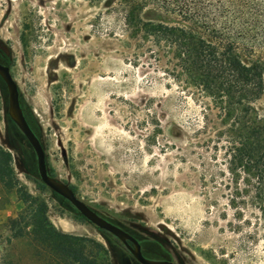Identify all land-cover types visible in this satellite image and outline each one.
<instances>
[{
    "label": "rangeland",
    "instance_id": "374dc122",
    "mask_svg": "<svg viewBox=\"0 0 264 264\" xmlns=\"http://www.w3.org/2000/svg\"><path fill=\"white\" fill-rule=\"evenodd\" d=\"M172 1L20 0L21 20L0 25V49L12 57L48 172L86 205L148 229L184 264H264L263 186L241 145L250 121L264 116V100L232 111L192 85L178 49L143 27L177 19ZM216 1L234 0H201ZM235 1L264 10V0ZM236 52L264 67V46L238 40ZM0 148L16 179L11 191L0 185V264H47L10 237L21 192L45 203L56 230L87 239L98 260L115 264L109 237L40 181L35 154L7 115L1 80ZM145 248L159 256L153 244Z\"/></svg>",
    "mask_w": 264,
    "mask_h": 264
},
{
    "label": "trees",
    "instance_id": "16d2710c",
    "mask_svg": "<svg viewBox=\"0 0 264 264\" xmlns=\"http://www.w3.org/2000/svg\"><path fill=\"white\" fill-rule=\"evenodd\" d=\"M240 4L238 7L235 0L227 4L173 0L168 5L177 19L143 24L148 36L178 49L180 68L192 85L220 101L225 99L232 111L250 105L251 98L264 100V67L241 60L236 52L238 40L252 47L264 46V10L248 1ZM163 8L167 14L168 7ZM246 128L247 138L241 145L249 147L245 155L255 165L251 168L264 194V116L258 123L252 119ZM10 162V153L0 148V185L6 191L16 187ZM19 199L24 208L7 221L12 239L25 240L47 264H108L92 254L87 239L57 231L48 221L45 203L25 192L19 193Z\"/></svg>",
    "mask_w": 264,
    "mask_h": 264
},
{
    "label": "water",
    "instance_id": "95a60500",
    "mask_svg": "<svg viewBox=\"0 0 264 264\" xmlns=\"http://www.w3.org/2000/svg\"><path fill=\"white\" fill-rule=\"evenodd\" d=\"M0 77L7 88L8 116L31 146L36 157V169L42 184L70 203V205L92 225L115 236L123 245L126 246L131 255L140 264H174L168 261H155L144 258L141 254L139 244L133 237L101 218L94 211H92L90 207L82 201L81 198H78L74 191L67 184L49 175L46 166L44 148L38 137L31 130L23 115L18 100L17 86L9 73L8 67L0 65ZM128 242H130L132 246L129 245Z\"/></svg>",
    "mask_w": 264,
    "mask_h": 264
},
{
    "label": "flooded vegetation",
    "instance_id": "af4514ba",
    "mask_svg": "<svg viewBox=\"0 0 264 264\" xmlns=\"http://www.w3.org/2000/svg\"><path fill=\"white\" fill-rule=\"evenodd\" d=\"M18 1H20V0H0V25H3V26H1L3 29H4V26H7L8 28H12L13 27L12 25L14 23L19 22L21 20L20 14H22V11H21L19 5L17 4ZM12 62H13L12 57H10L9 54L4 53L0 49V65L8 67L9 73H10L13 81L15 82L16 86H17L18 100H19V104H20V107L22 109L23 115H24L28 125L30 126L31 130L37 136L36 132L33 130V128L31 127V125L29 124V122L26 118V114H25V110H24L23 102H22V98H21V93H20V89H19V84H18V82L15 79V76L13 74L14 65H12ZM0 80L2 81V83L4 84V86L6 88V85L3 82V80L1 79V77H0ZM6 91H7V88H6ZM7 111H8V93H7ZM7 115H8V112H7ZM12 124L15 125L13 122H12ZM90 209L92 211H94L97 215H99L101 218L106 220L107 222L115 225L116 227L120 228L125 233H127L128 235L133 237L137 241V243L139 244L141 254L144 258L149 259V260H155V261H168V262H171L174 264H184L183 258L175 251L174 247L169 246L170 244H168V242L165 243L166 245L164 246L163 243L160 242L157 238L156 239L149 238L150 234H149L148 229L143 228V227H141L139 229L128 228L124 224L120 223L119 221L107 218L103 214L99 213L98 211L94 210L91 207H90ZM81 218L86 224L92 226L97 231H99V232H101V233H103L109 237V239H107V241L111 245V250L115 252L114 254H116V258L114 259L115 264H140L131 255V253L126 248V246L123 245L115 236H113L111 233H109L107 231H104L102 229L95 227L89 221H87L84 217H81ZM128 243H129V245L132 246V244L130 242H128ZM145 244H147V245H145ZM152 244L154 246V251H157L159 253V256H156V255L151 256V255L146 254V251H145L146 248L145 247L146 246L148 247V245H152ZM112 256H113V254H112Z\"/></svg>",
    "mask_w": 264,
    "mask_h": 264
},
{
    "label": "crops",
    "instance_id": "0c3cea01",
    "mask_svg": "<svg viewBox=\"0 0 264 264\" xmlns=\"http://www.w3.org/2000/svg\"><path fill=\"white\" fill-rule=\"evenodd\" d=\"M57 231L61 232V231H60V230H58V229H57ZM61 233H65V232H61ZM65 234H68V233H65ZM69 235L76 236V235H74V234H69ZM78 237H80V236H78Z\"/></svg>",
    "mask_w": 264,
    "mask_h": 264
}]
</instances>
